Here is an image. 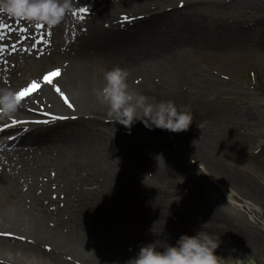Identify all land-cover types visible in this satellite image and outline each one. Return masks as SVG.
<instances>
[{"label": "bare ground", "instance_id": "1", "mask_svg": "<svg viewBox=\"0 0 264 264\" xmlns=\"http://www.w3.org/2000/svg\"><path fill=\"white\" fill-rule=\"evenodd\" d=\"M193 4L192 0H77L74 12L64 19L74 35L67 44L59 37L39 43L36 34L24 28L18 18L0 14V24L4 25L0 41L5 50L12 45L18 50L11 64L0 67V87L15 89L25 77L42 85L21 101L14 117L0 118V264H126L138 251L129 226L133 224L142 231L140 237L147 238L148 243L153 241L150 237L167 228L163 214L154 205L128 194L129 188H124L121 181L116 194L123 209L105 207L101 200L105 177L99 165L100 152L92 157L79 155L80 150L91 147L87 138L80 140L79 132L85 130L84 136L95 133L97 129L88 126L103 122L112 127L120 125L113 122L94 95V89L104 85L106 69H126L129 90L147 96L152 104L157 103L155 90L162 87L161 77L167 74L177 89L159 102L181 98L178 86L186 89L185 78H191L197 69L195 57L190 58L188 51H204L200 61L231 73L233 58L227 49L210 51L203 43L182 38L183 34H193ZM80 8L87 11L80 12ZM20 52L22 61L17 62ZM148 60H158L155 69L143 67ZM56 69L61 71L59 78H54L52 85L45 84L42 75ZM56 86L73 108L54 91ZM175 105L182 107L180 103ZM45 120L47 124L34 123ZM13 121L24 123L13 126ZM137 123L130 131L141 130L143 123ZM156 130L155 144L169 153L164 139L173 132ZM195 131L197 128L189 127L181 134L193 141L197 158L207 160V151L195 139ZM51 147L56 150L48 152ZM52 152H68L70 159L55 166L44 155ZM136 162L143 171H151L158 178L165 176L164 171L150 170L149 162ZM48 167H53L50 176L49 172L45 174Z\"/></svg>", "mask_w": 264, "mask_h": 264}, {"label": "rangeland", "instance_id": "2", "mask_svg": "<svg viewBox=\"0 0 264 264\" xmlns=\"http://www.w3.org/2000/svg\"><path fill=\"white\" fill-rule=\"evenodd\" d=\"M192 2L193 34H183L182 38L203 43L210 51L227 49L226 53L233 58L232 71L227 74L219 71L218 65L207 66L206 60L200 61L204 51H188L190 58L195 57L197 69L191 78H185L186 89L178 86L181 98L171 100L192 114L189 127L197 128L195 139L206 149L207 160L197 158L193 141L181 132L164 139L167 153L155 144L156 128L142 126L141 130L147 131L132 132L121 124L112 127L108 122L88 126L97 129L95 133L84 136L85 130L79 132L80 140L87 138L91 146L80 150L79 155L92 157L100 152L99 165L105 177L101 200L105 207L123 209L116 194L121 181L124 188H129L128 194L154 205L163 214L167 228L150 237L152 240L174 244L181 234L202 231L219 237L215 254L225 259L224 264H264V0ZM18 19L24 28L36 34L39 43H46L44 39L51 37L61 38L64 44L73 41L74 35L65 21L54 28L44 24L37 28V23ZM0 49V64L4 63L0 67H6L16 58V49L11 48L7 55L1 46ZM18 54L20 62L22 52ZM157 65L158 60H148L143 67L153 70ZM54 66H49L50 70ZM154 78L158 83V78ZM167 78L168 74L162 76L163 85L155 90L157 103L177 89L176 83ZM26 80L27 77L21 78L13 90L26 87L30 83ZM212 85L215 87L211 89ZM53 150L56 149L51 147L48 152ZM44 155L55 166L70 159L68 152ZM137 160L149 162L150 170L164 171L165 176L158 178L151 171L141 170ZM10 162L15 164L14 160ZM50 170L53 167L44 173L48 175ZM51 174L52 171L48 176ZM87 189L85 186L84 191ZM126 220L132 224L131 219ZM129 228L135 234L138 249L148 243L147 238L140 237L143 232L136 226Z\"/></svg>", "mask_w": 264, "mask_h": 264}, {"label": "clouds", "instance_id": "3", "mask_svg": "<svg viewBox=\"0 0 264 264\" xmlns=\"http://www.w3.org/2000/svg\"><path fill=\"white\" fill-rule=\"evenodd\" d=\"M76 3L77 0H0V14L54 28L74 12ZM128 76L129 72L119 66L106 69L103 87L94 89L96 100L107 108L113 122L129 131L137 121L149 130L178 133L189 128L193 117L186 108H177L170 100L149 103L147 96L129 90ZM16 94L11 88L0 87V118H12L18 112L21 101ZM219 245V237L202 231L181 234L174 244L159 239L142 244L126 264H224L225 259L215 254Z\"/></svg>", "mask_w": 264, "mask_h": 264}, {"label": "snow or ice", "instance_id": "4", "mask_svg": "<svg viewBox=\"0 0 264 264\" xmlns=\"http://www.w3.org/2000/svg\"><path fill=\"white\" fill-rule=\"evenodd\" d=\"M182 6V5H181ZM80 12H86L87 9L85 8H80L79 9ZM75 14V13H73ZM126 19V18H125ZM4 25L3 24H0V28H2ZM37 28H40V27H43V25L37 23L35 25ZM27 29H21V31H26ZM2 50V49H0ZM61 75V71L60 69H56L52 72H48L46 74H43L41 79L43 80V82L45 84H49V85H52L54 83V78H59V76ZM42 85L39 83L38 80H33L31 81L26 87L22 88L21 90L17 91V99L22 101L23 99L31 96L34 92L36 91H39L41 89ZM54 91L61 97V99L64 101V103L70 107V108H73L74 105L71 104V102L69 101V98L62 92V90L59 88V86H56L54 88ZM73 119H75V117H72ZM53 119H68V117H56V116H53ZM16 123H24V122H21V121H13V126L16 124ZM34 123H37V124H40V123H43V124H47L48 121H35ZM7 127V125L5 126ZM0 131H2V129H0ZM25 131H28L27 129H25Z\"/></svg>", "mask_w": 264, "mask_h": 264}]
</instances>
